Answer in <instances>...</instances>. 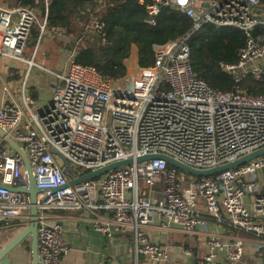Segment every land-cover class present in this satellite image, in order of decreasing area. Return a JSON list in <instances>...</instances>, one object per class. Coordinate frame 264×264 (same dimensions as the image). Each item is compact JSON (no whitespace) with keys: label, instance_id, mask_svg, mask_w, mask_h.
<instances>
[{"label":"built area","instance_id":"2783aa9c","mask_svg":"<svg viewBox=\"0 0 264 264\" xmlns=\"http://www.w3.org/2000/svg\"><path fill=\"white\" fill-rule=\"evenodd\" d=\"M159 1L187 13L193 29L207 22L242 31L246 39L238 59L219 63L234 82L264 73V9L259 0ZM46 11L41 14L17 1L0 7V55L27 65L20 101L3 86L0 128L25 151L36 185L54 189L37 194L39 264H61L69 246L54 211L71 210L88 211L92 226L107 239L129 235L127 251L133 264L170 263L167 247L148 237L154 222L159 230L191 235L205 215L219 222L223 214L236 234L220 240L207 234L199 264H264V154L200 177L165 159L135 160L165 154L200 170L264 147V93L214 89L195 76L189 34H184L152 44L151 66L140 67L137 49L132 48L126 71L118 78L78 63L77 48H65L61 68L47 70L53 80L50 97L34 112L25 96L26 81L32 67L47 69L34 59L47 35ZM157 12L156 5L149 7L152 16ZM34 27L39 38L26 58ZM86 28L100 26L89 23ZM127 158L132 162L126 166L68 185L71 179ZM0 183H26L21 157L1 138ZM29 207L27 193L0 186V228L14 222L26 226ZM182 252L193 257L190 247Z\"/></svg>","mask_w":264,"mask_h":264},{"label":"trees","instance_id":"16d2710c","mask_svg":"<svg viewBox=\"0 0 264 264\" xmlns=\"http://www.w3.org/2000/svg\"><path fill=\"white\" fill-rule=\"evenodd\" d=\"M259 2L264 9V0ZM17 3L33 7L41 14L46 7L47 33L70 35L66 45L77 48L75 61L94 65L104 77L124 75L133 47L137 49L139 66H151L152 44L189 34V58L195 76L214 89L241 88L253 95L264 93V73L258 78L249 75L234 82L219 66L221 61L235 63L238 59L237 52L246 38L237 27L206 22L193 29L194 21L187 13L165 6L159 0H17ZM153 5L158 7V12L152 16L149 7ZM89 23L100 28L88 29ZM38 38L39 31L34 27L26 49L35 47ZM155 188L160 190L159 185Z\"/></svg>","mask_w":264,"mask_h":264},{"label":"crops","instance_id":"0c3cea01","mask_svg":"<svg viewBox=\"0 0 264 264\" xmlns=\"http://www.w3.org/2000/svg\"><path fill=\"white\" fill-rule=\"evenodd\" d=\"M16 1L0 0V7L9 6L16 3ZM47 36H50V34L47 33ZM42 41L44 42L40 48V45L38 46L35 61L38 65L47 69L35 66L30 69L25 93L27 100L37 108V112L49 99L53 87L52 75L47 71L52 70L50 38L44 37ZM33 49L34 47L25 49L24 56L30 58ZM26 70L27 65L25 62L0 55V106L5 98L3 86H6L18 101L21 100V84ZM245 201L248 202V197L245 198ZM54 215L61 228H63L62 236L67 246H69V249L61 256V264H133L132 258L127 251L129 235L115 234L109 239L105 238L92 226L90 213L85 210L54 211ZM221 217L220 221L216 222L205 215L201 225L197 226L195 233L191 235L181 234L176 231L159 230L155 222L148 228L147 234L152 242L168 247L169 264H174L172 255L175 246L183 251V248L189 247V244L191 248L195 241H200L202 244L200 245L201 252L199 255L202 256L203 250H205L204 240L207 234H215L219 240L228 239L229 236L236 234L229 226L227 218L223 214ZM23 227V224L14 222L11 226L0 228V250ZM181 242L188 246L180 244ZM245 242V250L248 251L250 244L248 241ZM196 256L198 255L194 253L193 257H190L193 264H199V258L196 261L194 260ZM6 258L9 261L8 264H30L29 240L24 238L7 253Z\"/></svg>","mask_w":264,"mask_h":264},{"label":"water","instance_id":"95a60500","mask_svg":"<svg viewBox=\"0 0 264 264\" xmlns=\"http://www.w3.org/2000/svg\"><path fill=\"white\" fill-rule=\"evenodd\" d=\"M264 20V17L262 18ZM0 138L4 141L5 144H7L14 152H16L23 161V172L25 175L26 183L25 185H21L18 187H10L6 186L4 184L0 183V186L7 187V189L15 192H24L27 193L30 197V207H29V220L26 226H24L20 232L5 246H3L0 250V264H8V259L6 258L7 253L14 248L16 245H18L24 238H27L29 240V247H30V264H39L38 262V255H37V240H36V229H37V194L41 191H46L47 193L53 192V188H39L35 183V172L30 164L29 159L27 158V155L23 148L13 139L11 138L6 132H4L0 128ZM264 154V147L257 148L255 151L247 153L245 155H242L238 157L233 162L223 163L219 164V166L209 168V169H193L189 167L188 165L184 163H180L179 161L165 155V154H148L144 155V157H138L135 160L136 161H142L144 159H152V158H161L165 159L166 162L179 169L183 170L191 175L200 177L204 175H214L219 173L220 171L234 168L239 164L248 162L252 159H254L256 156ZM132 162L131 158H127L126 160L121 161H115L112 163L107 164L104 167L98 168L93 171H89V173L83 174L77 178L71 179V181L68 182V185H71L73 183L87 180L92 177H96L98 175H101L105 172H107L108 169L120 167V166H126V164H130Z\"/></svg>","mask_w":264,"mask_h":264},{"label":"rangeland","instance_id":"374dc122","mask_svg":"<svg viewBox=\"0 0 264 264\" xmlns=\"http://www.w3.org/2000/svg\"><path fill=\"white\" fill-rule=\"evenodd\" d=\"M77 32H78V30H76V33ZM45 37H49L50 38L52 69H58L59 70L61 68V66L63 65V63H64V58H65L64 50H65V48H67L66 44L68 43V42H66V40L67 39L69 40L71 38V36L70 35L69 36L68 35H64L62 33L59 34V33H55V32H50V36L46 35ZM43 42L44 41H41L39 48L42 46ZM58 49H60V50L57 51ZM131 56L134 57V52H132ZM34 59H35V57H34ZM53 61H55V62H53ZM30 106L32 107V110L34 112H37V108H35V106L32 103H30ZM179 173H181V172H179ZM241 235L246 236L244 234H241ZM183 242H185V241H183ZM183 242H181L180 244L183 245L184 244ZM194 243L195 244L193 246L191 245V247L195 246L194 253L199 255L200 252H201L200 245L202 243L200 241H195ZM189 247H190V245H189ZM249 251L250 250H248L247 252H249ZM172 258L174 259V262H175L174 264H193L192 261H191V258L187 257L185 255V253L182 252L181 248H179L177 246H175Z\"/></svg>","mask_w":264,"mask_h":264}]
</instances>
